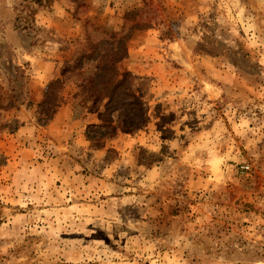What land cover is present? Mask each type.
Returning <instances> with one entry per match:
<instances>
[{
	"label": "rangeland",
	"instance_id": "obj_1",
	"mask_svg": "<svg viewBox=\"0 0 264 264\" xmlns=\"http://www.w3.org/2000/svg\"><path fill=\"white\" fill-rule=\"evenodd\" d=\"M0 264H264V0H0Z\"/></svg>",
	"mask_w": 264,
	"mask_h": 264
},
{
	"label": "built area",
	"instance_id": "obj_2",
	"mask_svg": "<svg viewBox=\"0 0 264 264\" xmlns=\"http://www.w3.org/2000/svg\"><path fill=\"white\" fill-rule=\"evenodd\" d=\"M244 170H245V171H248V170H249V167H245Z\"/></svg>",
	"mask_w": 264,
	"mask_h": 264
}]
</instances>
